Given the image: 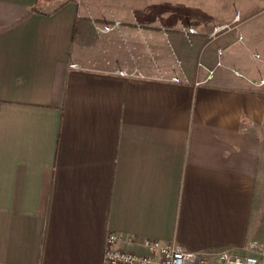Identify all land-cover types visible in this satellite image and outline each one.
<instances>
[{
  "label": "crops",
  "instance_id": "1",
  "mask_svg": "<svg viewBox=\"0 0 264 264\" xmlns=\"http://www.w3.org/2000/svg\"><path fill=\"white\" fill-rule=\"evenodd\" d=\"M148 6L0 0V264H102L110 233L264 264V0Z\"/></svg>",
  "mask_w": 264,
  "mask_h": 264
},
{
  "label": "built area",
  "instance_id": "2",
  "mask_svg": "<svg viewBox=\"0 0 264 264\" xmlns=\"http://www.w3.org/2000/svg\"><path fill=\"white\" fill-rule=\"evenodd\" d=\"M114 27V25H105L101 30L108 32ZM194 31L192 27L188 29V32ZM218 64L221 62L219 61ZM199 66L204 67L202 63H199ZM209 72L212 74L213 70ZM173 79L181 80L178 77ZM121 241L123 239L116 233L108 235L102 264H260L261 262L258 253L238 254L230 250L216 253L190 251L184 249L175 240L165 243L157 239L145 238L134 242L138 249L120 247Z\"/></svg>",
  "mask_w": 264,
  "mask_h": 264
},
{
  "label": "rangeland",
  "instance_id": "3",
  "mask_svg": "<svg viewBox=\"0 0 264 264\" xmlns=\"http://www.w3.org/2000/svg\"><path fill=\"white\" fill-rule=\"evenodd\" d=\"M190 1L191 0H162V3L167 5V6H160V8L165 9L166 11H168L170 13H173L175 10H177L176 13L180 14L181 16H185L186 19L188 18V15L192 12L193 13H201L204 11L203 15L205 17H207L211 23L214 24V23H217L220 19H222L226 14L230 13L231 10H234L236 7V6H188ZM142 2L143 3L146 2L149 5L148 6L149 15L148 16L154 18V13L157 10V6H155L157 0H142ZM172 4H176L178 6H171ZM179 5H183V6H179ZM249 7H252V6H246V8H249ZM261 9L264 10V7ZM248 14H249L248 17L250 18L251 12H249ZM193 18L194 17H192V19ZM244 19H246V18H244ZM187 22H188V20H187ZM186 28H187L186 30H188L190 27H186ZM210 31L213 32V28H212V30L209 29V33L211 35H208V36L206 35V37H205L206 40H211L209 38H214L215 36L219 35V33L213 35L214 33L212 34V32H210ZM195 61L197 62V68L198 69L203 67V66H199V63L203 64V59L201 56H198L195 59Z\"/></svg>",
  "mask_w": 264,
  "mask_h": 264
}]
</instances>
